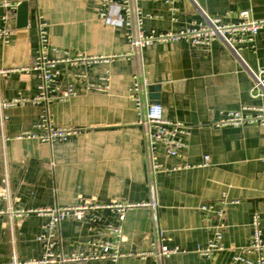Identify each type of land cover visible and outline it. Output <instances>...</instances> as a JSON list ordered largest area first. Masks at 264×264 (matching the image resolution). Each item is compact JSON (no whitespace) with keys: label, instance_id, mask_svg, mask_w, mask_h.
Wrapping results in <instances>:
<instances>
[{"label":"crops","instance_id":"0c3cea01","mask_svg":"<svg viewBox=\"0 0 264 264\" xmlns=\"http://www.w3.org/2000/svg\"><path fill=\"white\" fill-rule=\"evenodd\" d=\"M20 1L0 0V26L11 31L8 43L0 41V68L12 69L0 78V102L28 100L37 93V72L21 68L32 64L38 21L45 22L47 56L59 61L58 84L64 88L72 82L77 92L65 101L54 98L46 108L52 125L76 130L52 144L18 138L37 132L44 104L24 101L0 107V264L36 260L42 254L36 236L47 216L35 212L19 216L18 211L73 206L90 199L102 205L141 204L127 208L123 220L114 208L96 211L99 223L121 226L124 253L149 249L156 212L164 244L179 248L159 264H229L236 249L249 242L254 214L264 238V124L214 125L243 105L264 109V96L250 93V70L264 67V29L253 43H239L241 60L220 39L205 46L183 39L154 41L136 55L130 54V28L101 19L95 0H27L25 26L17 23ZM203 1L202 7L197 0H136L144 33L188 27L202 21L203 12L224 22H238L245 9L254 19L264 18V0ZM77 56L86 60L74 61ZM142 71L147 87H157L152 93L157 94L164 118L191 126L178 156L168 157L157 149L163 167L155 178V208L142 204L151 201L148 163L140 113L130 97L133 77ZM209 201L225 203L222 218L205 217L200 205ZM215 225L223 227V249L201 256L196 248L209 242ZM59 227L65 252L86 248L96 233L92 223L75 216L63 219ZM64 264L156 262L149 256L125 255L115 261Z\"/></svg>","mask_w":264,"mask_h":264},{"label":"built area","instance_id":"2783aa9c","mask_svg":"<svg viewBox=\"0 0 264 264\" xmlns=\"http://www.w3.org/2000/svg\"><path fill=\"white\" fill-rule=\"evenodd\" d=\"M101 7L99 17L110 24H124L130 30L127 37L130 43V54H136L141 48L154 41H171L183 39L196 45H209L216 39L223 40L225 45L234 56L241 60L239 43H253L258 32L264 29V18H252L250 10L245 9L239 12L238 22H224L218 16L202 13L203 20L188 27L181 28L176 31L151 32L145 34L143 30V19L136 0H95ZM16 4L12 8H15ZM199 7V6H198ZM2 19L6 20L7 16ZM10 28L6 25L0 26V41L9 42ZM38 47L34 55V60L30 66L22 67L24 71H36L39 82L37 84V93L32 99L18 97L9 101H1L0 107L8 108L19 102L29 101L32 104L43 103L44 109L39 114L36 122L37 132H24L18 138L24 137L35 139L41 142L52 144L55 140H66L71 133L75 132L74 127H62L52 125L46 108V104L54 98L58 101L68 100L71 96L76 95L72 82L62 88L58 84V70L56 65L59 62L56 59H50L47 56L50 39L46 29V23L38 21L37 31ZM86 60L83 56H77L74 61ZM91 60L96 61V57ZM68 61V60H67ZM12 69L0 68V78ZM16 70V69H13ZM134 75L131 99L134 101L137 110L140 113L138 122L144 128L143 139L145 140V156L148 163V187L150 190L151 201L142 204L150 205L155 208V178L157 172L163 167L158 160L157 149L162 148L165 156H178L181 150L186 146L185 137L190 135L191 126L186 125L179 120H169L163 116V107L158 102L151 103L149 101V92L147 88V80L144 72ZM252 77V87L250 93L252 97L264 96V67L258 68L256 71L250 70ZM107 81L109 76L104 77ZM106 87V86H105ZM97 89H99L97 87ZM243 123H261L264 124V109L261 106L243 105L240 109L228 111L214 125L217 127L224 125L240 126ZM264 162V157L262 158ZM209 156L205 157L203 165H207ZM3 183L5 189L8 186V177L4 175ZM236 202V201H233ZM225 203L223 201H209L200 205V209L204 212L205 217L217 216L222 218L225 215ZM138 203L124 204H107L102 205L93 200H88L73 206H54L49 208H39L29 211H18L17 215L23 213L35 212L38 215H46L47 220L40 225L41 231L36 236V240L42 246V254L39 259L23 261H15L13 264H64L68 262H85L91 259H111L116 260L125 255L136 256L140 258L151 257L156 264L161 259L177 253L178 247L170 248L164 244V236L162 230L157 224L156 212L152 214L154 233L153 239L150 241L148 250L141 252H122L121 241L123 238L122 228L119 225H113L110 222L99 223L100 215L96 212L104 208H114L118 212L119 220L124 219V211L127 208L138 206ZM1 213V212H0ZM68 216H75L78 220H85L92 223L96 228V233L91 239L87 240L86 248L65 252L60 244L59 224ZM253 231L250 240L244 246L236 249L232 255L229 264H264V238L261 236L260 221L258 216L254 214L251 219ZM213 234L209 242L202 247H197L196 251L199 255L210 257L215 251L222 250V226L215 225Z\"/></svg>","mask_w":264,"mask_h":264},{"label":"water","instance_id":"95a60500","mask_svg":"<svg viewBox=\"0 0 264 264\" xmlns=\"http://www.w3.org/2000/svg\"><path fill=\"white\" fill-rule=\"evenodd\" d=\"M199 2V4L203 7L204 6V1L203 0H197ZM17 23L19 24V26H25L27 23V17H28V1L27 0H22L20 1V3L17 5ZM149 89V101L151 103H155L157 102V94L152 93V91H155V89H157V87H155L153 89V87H147Z\"/></svg>","mask_w":264,"mask_h":264}]
</instances>
